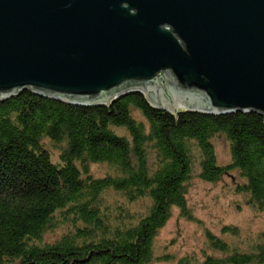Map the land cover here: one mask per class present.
<instances>
[{"label":"trees","instance_id":"trees-1","mask_svg":"<svg viewBox=\"0 0 264 264\" xmlns=\"http://www.w3.org/2000/svg\"><path fill=\"white\" fill-rule=\"evenodd\" d=\"M217 136L229 145L226 165L216 162ZM94 164L108 171L95 177ZM235 171V192L264 212V118L255 112H168L138 91L95 106L30 91L0 100V264H155L153 241L171 210L190 218L191 178L215 183ZM223 233L236 241L206 236L222 256L192 264H264V233Z\"/></svg>","mask_w":264,"mask_h":264},{"label":"water","instance_id":"water-1","mask_svg":"<svg viewBox=\"0 0 264 264\" xmlns=\"http://www.w3.org/2000/svg\"><path fill=\"white\" fill-rule=\"evenodd\" d=\"M264 118V0H0V100Z\"/></svg>","mask_w":264,"mask_h":264},{"label":"rangeland","instance_id":"rangeland-1","mask_svg":"<svg viewBox=\"0 0 264 264\" xmlns=\"http://www.w3.org/2000/svg\"><path fill=\"white\" fill-rule=\"evenodd\" d=\"M133 115L137 120L145 122L138 111H133ZM213 146L216 162L219 165L228 164V142L217 136L213 139ZM51 154L57 159L59 153L52 148ZM90 169L95 177H102L108 171L106 165L98 164L91 165ZM240 182L236 171L215 183L204 182L194 175L186 195L190 218L183 217L176 208L171 210L170 218L153 241L155 254L160 258L155 264H176L185 257L192 264L202 261L205 256L221 257V254L209 247L206 236L210 233L227 243H234L236 239L232 235L223 233L224 227L237 228L240 236L245 239L264 233V212L254 211L247 204V197L235 192L234 184ZM145 204L146 200L138 201L131 209L136 210ZM58 236L59 232H54L47 240ZM164 255L167 256L166 260H161Z\"/></svg>","mask_w":264,"mask_h":264}]
</instances>
